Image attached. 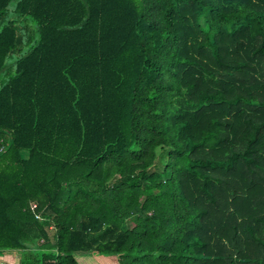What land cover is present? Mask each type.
Masks as SVG:
<instances>
[{"label": "trees", "instance_id": "obj_1", "mask_svg": "<svg viewBox=\"0 0 264 264\" xmlns=\"http://www.w3.org/2000/svg\"><path fill=\"white\" fill-rule=\"evenodd\" d=\"M11 250L13 264H264V0H0Z\"/></svg>", "mask_w": 264, "mask_h": 264}, {"label": "rangeland", "instance_id": "obj_2", "mask_svg": "<svg viewBox=\"0 0 264 264\" xmlns=\"http://www.w3.org/2000/svg\"><path fill=\"white\" fill-rule=\"evenodd\" d=\"M14 1H12L13 3ZM23 25H20V28L23 32L24 35H28V36H33L35 35V30H34V24L32 22H28V21H24V23H22ZM22 46H18L12 53L11 57H9V61H14V59L16 57H18L19 55H21L25 50H26V46L22 47ZM162 158L160 157V155L158 154L155 160V166L153 167L154 169L160 168L162 167ZM11 258H13L11 255L4 257H1L0 255V264H11Z\"/></svg>", "mask_w": 264, "mask_h": 264}, {"label": "crops", "instance_id": "obj_3", "mask_svg": "<svg viewBox=\"0 0 264 264\" xmlns=\"http://www.w3.org/2000/svg\"><path fill=\"white\" fill-rule=\"evenodd\" d=\"M12 256L13 258H11V264H13L14 262L17 261V258H18V251H15V250H11V251H5L1 254V257L3 256V259L4 257H7V256Z\"/></svg>", "mask_w": 264, "mask_h": 264}, {"label": "built area", "instance_id": "obj_4", "mask_svg": "<svg viewBox=\"0 0 264 264\" xmlns=\"http://www.w3.org/2000/svg\"><path fill=\"white\" fill-rule=\"evenodd\" d=\"M28 206H29V209L30 210L34 211V209L36 207V203L35 202H29ZM34 218L37 219V220H40L41 219V216L38 213H34ZM47 229L49 230V231L48 230L47 231L50 233L52 227L51 226H48Z\"/></svg>", "mask_w": 264, "mask_h": 264}]
</instances>
